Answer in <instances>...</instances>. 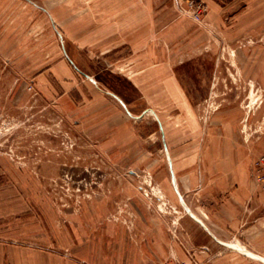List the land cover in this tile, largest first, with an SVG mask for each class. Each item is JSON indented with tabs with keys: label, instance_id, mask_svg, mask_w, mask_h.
Masks as SVG:
<instances>
[{
	"label": "rangeland",
	"instance_id": "1",
	"mask_svg": "<svg viewBox=\"0 0 264 264\" xmlns=\"http://www.w3.org/2000/svg\"><path fill=\"white\" fill-rule=\"evenodd\" d=\"M239 181L264 195V0H0V264H264Z\"/></svg>",
	"mask_w": 264,
	"mask_h": 264
},
{
	"label": "crops",
	"instance_id": "2",
	"mask_svg": "<svg viewBox=\"0 0 264 264\" xmlns=\"http://www.w3.org/2000/svg\"><path fill=\"white\" fill-rule=\"evenodd\" d=\"M120 23V21H118V24ZM122 51H118V53H121ZM108 53V52H107ZM110 54V53H109ZM116 56V54H114ZM107 56V55H105ZM130 58H133L130 62L131 64H135L137 65V60L135 59V54L133 52H131L128 55ZM146 59L148 60V57H150L149 54L145 55ZM152 58V56L150 57ZM145 62V64L143 65V70H145V72L147 73H151L153 71V64H150V61ZM150 67V68H149ZM242 180V178H241ZM223 182H225L227 185L230 184V178H223L222 179ZM217 183V182H216ZM250 184L248 185L247 183H244L243 181H239L238 183H235L233 185V188L227 190V193L225 195V198H221V201H226L227 203L229 202L232 203V206H234L235 209L239 208L240 206H242L244 208V211L247 209V211H251L254 212L255 214L252 216V219L249 220L247 222V226L248 225H253V227L259 226L261 225V220L262 217H260V213L264 212V195L263 196H259L256 193H252L250 192ZM227 207V205H226ZM193 216L194 213H192ZM235 217V216H233ZM232 218L230 217L228 219V217H226V223H229L232 227L238 226L240 225V223L244 226V216H243V220H239V218H233V220H231ZM218 224V223H217ZM243 230L245 231L246 229L243 228Z\"/></svg>",
	"mask_w": 264,
	"mask_h": 264
},
{
	"label": "bare ground",
	"instance_id": "3",
	"mask_svg": "<svg viewBox=\"0 0 264 264\" xmlns=\"http://www.w3.org/2000/svg\"><path fill=\"white\" fill-rule=\"evenodd\" d=\"M150 111H151V110H150ZM150 111H149V112H150ZM151 113H153V112H151ZM152 115H153V114H152Z\"/></svg>",
	"mask_w": 264,
	"mask_h": 264
},
{
	"label": "built area",
	"instance_id": "4",
	"mask_svg": "<svg viewBox=\"0 0 264 264\" xmlns=\"http://www.w3.org/2000/svg\"><path fill=\"white\" fill-rule=\"evenodd\" d=\"M182 264H184V263H182Z\"/></svg>",
	"mask_w": 264,
	"mask_h": 264
}]
</instances>
